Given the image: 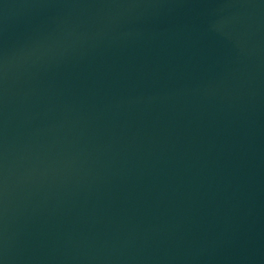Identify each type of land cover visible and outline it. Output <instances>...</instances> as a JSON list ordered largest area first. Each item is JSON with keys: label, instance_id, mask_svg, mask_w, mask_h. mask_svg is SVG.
I'll list each match as a JSON object with an SVG mask.
<instances>
[{"label": "water", "instance_id": "obj_1", "mask_svg": "<svg viewBox=\"0 0 264 264\" xmlns=\"http://www.w3.org/2000/svg\"><path fill=\"white\" fill-rule=\"evenodd\" d=\"M0 264H264V0H0Z\"/></svg>", "mask_w": 264, "mask_h": 264}]
</instances>
